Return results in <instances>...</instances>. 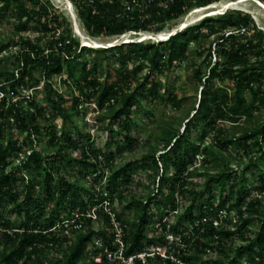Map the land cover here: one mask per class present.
<instances>
[{"label": "trees", "instance_id": "16d2710c", "mask_svg": "<svg viewBox=\"0 0 264 264\" xmlns=\"http://www.w3.org/2000/svg\"><path fill=\"white\" fill-rule=\"evenodd\" d=\"M72 1L88 36L105 38L131 31L159 33L168 24L169 30L173 31L177 27V19L194 8L219 0H150L143 5H139L141 0H128L137 4L126 15L112 13L113 8L121 6V0H92V3L86 0H82V3L79 0ZM161 1L166 2L164 6H159ZM0 2V17H6L8 13L15 16L18 32L32 29L39 33L38 42L27 39L22 43L11 67L3 64L0 57V133L7 125L15 126L27 134L31 144V151L25 155L21 165L11 169L9 156L20 152L24 142L9 138L5 146L0 144V264H35L33 259L39 261L41 253L57 248L63 249V256L50 260L48 264H79L83 257L88 256L90 244L99 235L103 236L109 248L115 249L112 217L104 205L112 202L119 192L117 188L120 180H131L137 163L132 161L115 170V154L110 143L106 151H99L91 134L75 125L72 116L67 113L65 118L74 124L76 135L66 127L61 131L50 128L48 131L53 135V149L43 153L37 148L35 135L41 132L40 120L46 114L45 109L30 96L29 107L24 104L21 96L26 86L38 88L43 83L46 89H50V99L55 108H63L61 100L64 97L53 89L51 79L55 75H67L66 80H73L76 90L80 92L73 98L74 109H78L82 96L91 99L97 94L95 104L101 110L113 102L107 117L110 122L106 128L115 132L114 126L117 125L118 132L121 135L124 133V140L130 147L135 141L131 126L135 112L140 110V89L123 92L118 81L106 82L99 89L97 56L103 54L107 59L117 56L124 65L134 59L144 60L150 67L143 83L146 85L155 71L173 67L184 60L193 42L215 34L217 37L211 42L206 56V71L196 70L202 85L198 102L192 109L195 114L187 118L183 131L174 125L164 128L162 139L166 144L162 153L156 155V151L152 150L144 156L143 167L152 170L156 178L153 190L146 199L133 198L127 205L134 215L128 223L122 222L125 254H135L152 244L168 245L165 233L168 231L181 240V244H177L178 241L170 244L169 252L186 264H264V209H256L261 203L259 196L264 194V167L254 161L257 172L253 173V181L257 185L249 188L252 183L247 175L250 166H246L240 175L235 174L231 164L236 158L230 152L243 150L245 154H250L256 151L264 161V119H256L237 132L220 127L221 123L231 122L235 128L240 124V118L253 117L255 110L264 108V31L257 26L251 13L229 9L223 14L207 15L199 22L175 31L166 40H134L109 48H94L80 45L79 39L73 37L72 29L60 8L51 5L49 0ZM42 38H48L45 46L40 44ZM9 44L0 43V55ZM116 49L118 52L113 54ZM86 56L93 57L88 62L84 59ZM214 56L223 60L214 63ZM76 62L83 63L80 69L84 73L82 78L74 66ZM126 71L125 68L122 73L125 78ZM35 72L40 77H34ZM216 79H230L234 82L232 97L222 95L220 89L214 87ZM149 93L161 102L171 100L176 106L179 104L176 97L166 99L158 91L157 83H153ZM248 94L253 96L256 104L250 103ZM119 100L120 104L116 105ZM151 114L152 110L144 112L145 116ZM213 130L217 132L215 144H206L205 140ZM194 131L199 133L196 138H192ZM226 151L229 153L226 154ZM75 152L77 154L73 155ZM197 155L202 156V163L195 168L206 167L211 162L208 166L215 170L207 175L201 188L189 186L193 183L190 178L195 169L191 167L196 164ZM171 165L175 172L169 176L167 172ZM70 167L75 170L73 174L82 178L95 174L96 182L105 176L107 169L106 190L97 192V189H93L87 192L79 182L80 178L72 181ZM31 169L37 170V177L30 175ZM19 181L21 184L16 187ZM254 191L256 198L252 196ZM176 195L190 203L174 224L162 223L163 217L169 212H179V199H176ZM165 198H170L165 205V210L167 206L169 210L163 211L160 200L162 202ZM5 199L14 202L10 212L23 214L20 223L15 224L11 218L6 217V206L3 205ZM152 204L161 212L159 220L162 233L151 237L149 225L155 214ZM46 206L52 207L47 217L44 213ZM233 210L238 219L232 225V219L222 217V214H230ZM247 213H254L256 217L246 216ZM94 215L104 218L109 225L107 231L92 228ZM116 217L121 219L118 214ZM253 221L258 223L254 236L247 239L246 243L236 245V236L242 234ZM185 222L189 223V229ZM67 223L76 233L74 241H67L69 245H65L64 238L55 231ZM84 224L90 228L86 231L78 229V225ZM213 251L217 256L205 259ZM93 252L98 253L99 249ZM163 262L161 257H157L150 259L147 264ZM85 264L96 263L90 261ZM102 264L115 263L104 260ZM165 264L175 263L166 259Z\"/></svg>", "mask_w": 264, "mask_h": 264}, {"label": "rangeland", "instance_id": "374dc122", "mask_svg": "<svg viewBox=\"0 0 264 264\" xmlns=\"http://www.w3.org/2000/svg\"><path fill=\"white\" fill-rule=\"evenodd\" d=\"M70 1L73 3V7L69 6L72 9L73 16H71L66 9V0H49L51 5L60 8L63 16L66 18V22L72 29L73 37L75 39H79L80 45H82L83 43H89L90 46L109 48L106 46H108L107 44L110 43H112V45H116L126 42L128 39L141 40V38H139V36L137 35V32L131 31L123 35L105 38L90 37L89 39L92 42L83 41L84 39H88L89 36L83 28L82 22L78 16L76 5L72 0ZM79 1H81L82 3V0ZM86 1L92 3V0ZM227 1L229 0H219L217 2L219 5H221V3ZM258 1L264 4V1ZM149 2L150 0H141V3H139V5H143ZM165 3V1H161L159 6H164ZM136 4L137 2L132 4L128 0H121V6L118 8H113L112 13L126 15L127 13H129V11H133V7ZM194 9L175 21L177 30H183L185 28H180V24L182 22L187 21L188 18L192 19L193 17H196L198 15V13H194L191 15ZM238 9L250 12L251 16L256 21L257 26L264 31V8L260 7L254 1L249 0L241 3ZM226 11H220L216 14H212V12H209L208 14L219 15L225 13ZM205 15L207 14H204L203 17ZM201 19L196 20L190 24L197 23ZM16 25V17L12 16L11 13H8L6 17H0V43H10V46L2 52L0 57L3 59V64H7L10 67L13 65V61H15L16 56L21 50V45L24 41L30 39L34 42H38L39 40L38 32L33 31L32 29L28 32H18L16 29ZM168 25L165 27L164 31H170ZM77 29H79L82 35L79 38L76 34ZM60 35H62V33ZM168 36L165 39H167ZM216 37L217 35L215 34L211 35L208 38H201L199 39V41L193 42L191 44L190 51L184 60L180 61L173 67H163L161 70L155 71L149 78V81L146 85H143V83L150 71V67L149 64L144 60L134 59L131 60L127 65H124L120 62V60H118L117 56L116 58H114V56H111L110 59L105 58L103 54H99L97 56L99 89H102L106 82L112 83L114 81H118L119 87L123 92H133L137 88L140 89L138 92V96L142 98L141 103L138 105L140 106V110L135 112L134 122L131 126V133L135 138V141L131 144L130 147L124 140V133L123 135H121L118 132L119 127L117 125L114 126V129H116L115 132H111L106 128V126L110 122L107 117L110 111V106L113 104V102L107 104L106 107L101 110L95 104V98L97 94H94L91 99L82 96V102H80V105H78V109H74L73 98L74 96L79 95L80 92L76 90L73 80H66L67 75H55L51 79L53 89H55L56 92L64 97V100H61L63 108H55L50 99V89H46L43 83L38 88H30L29 86H26L25 90L22 91L23 95L21 96V100H23L24 104L29 107V101L31 99H34L36 101V104L45 109L46 113L45 116L40 120L41 132L35 135L37 148L40 149L43 153H47L48 151L53 149V135L48 131L50 128L54 127L61 131L62 129H64V127H66L67 129H70L73 135H76L77 129L74 126L75 124L85 133L91 134L92 141H94L95 146L99 151H106L107 146L110 143V148L115 154V170L119 169L129 162L136 161L137 163L134 167L135 172H133V174L131 175V180L129 182L120 180L119 186L117 188L119 192L114 196L112 202H108L104 205V209L106 211H112V213H116V216L118 214L121 217V222L128 223V221H130L134 215L133 210L127 208L130 200L133 198L146 199L149 193L153 190V182L156 178V175L152 170L145 169L143 167V164L145 162L144 156L152 150L156 151V155L162 153V150L164 149L166 144L162 139L164 128H168L170 125H174V127L178 128L180 131H183L187 123V118L192 117L195 114L192 109L194 104L198 102V97L201 94L202 85L200 79H198L196 76V70L201 69L203 72L206 71V56L208 53V49L211 45V42H213ZM47 41L48 38H42L40 39V44L45 46L47 44ZM94 41H97L98 43L96 42L95 44L93 43ZM144 41L158 42L152 39H144ZM117 52L118 50L116 49L113 50L112 53L114 54ZM92 57L93 56H86L84 59L89 62ZM222 60L223 58H216L215 56L213 57L214 63L216 61ZM82 64V62H76V64H74V66L78 70V75L80 78L84 77L83 71L80 70ZM125 68L127 69L126 78L123 77L122 74ZM33 76L36 78L40 77L38 72H35ZM153 83L158 84V91L164 94L166 99H169V97L171 96L176 97L179 101V104L176 106L171 102V100L161 102L158 99H155L149 93V88L152 87ZM214 87L219 88L222 95H229L231 97L234 94L235 90L234 82L230 79H216ZM29 96L31 97V99H29ZM247 99L251 104L257 103L253 99V96L251 94L247 95ZM119 104L120 100L118 101V103H116V105ZM150 110L153 111V114H151L150 116H145L144 112H148ZM66 113L72 116L71 120L74 124L71 123V120H66ZM256 119H264V108H262L261 110H255V115L253 117L240 118V124L235 128L232 127L231 122L221 123L220 127H224L231 132H237L239 130H242V128H245L254 123ZM198 134L199 133L197 131H194L192 138H196ZM216 134V130L211 131V133L205 140L206 144H215ZM9 138H14L20 142H24L23 148L20 152L12 153L9 156V169H11L12 167H18L21 165V163L25 159V155L27 153H30L31 151V144L27 137V134L16 129L15 126L12 127L7 125V127L2 130V132L0 133V144L5 146ZM230 152L232 153V157L236 158L231 164L234 169V173L240 175L243 169H245V167L249 165L250 168L247 171V175L251 178L252 183L248 187L251 188L256 186L257 182L253 181V173L257 172V167L254 161L257 162V165H261L262 167H264V161L260 158V154H258V152L256 151L250 154H245L243 150L239 152ZM228 153L229 151H226V154ZM76 154V152L73 153V155ZM196 158V164L191 167V169H195L194 174L190 178L193 183L189 186H197L198 188H201L204 182L207 180V175L209 173L211 174L215 172V170L209 168L208 165H211V162H208L206 167L204 166L202 168H195L200 163H202V156L197 155ZM106 171L107 173L105 174V176L101 180L96 182L94 180L95 174H91L87 178H82L78 175L73 174L75 173V170L70 167V177L72 181H77L78 178H80L79 182L87 189V192L88 190L93 189H97L96 191L98 192L101 189L106 190V187L108 186V170L106 169ZM36 172L37 170L31 169L30 175L33 177H37ZM174 172L175 168L171 165L167 173L170 176ZM36 180H39V176L38 178H36ZM20 184L21 183L19 181L15 184V186L18 187L20 186ZM252 196L253 198H256V191L252 193ZM175 197L177 200L179 199V212H169L168 215H165L163 217L162 223H167L168 225L174 224L178 219L180 213H182L190 203L188 200L182 199L177 195ZM259 198L261 199V203L256 207L257 210L264 209V194L260 195ZM169 200L170 198L162 199V202L160 200V206L163 211L169 210V206H167V209L165 210V205ZM216 203H218V200H216ZM3 205L6 206V217L8 216L9 218H11L15 222V224L20 223L23 219V214L19 215L16 212H10L11 207L14 205V202L10 201L9 199H5L3 201ZM51 208V206H46V208H44L46 217L50 214ZM152 208L155 214H153L152 222L149 225V235L151 237L161 235L162 233L161 223L159 220L161 217V212L156 210V206L154 204H152ZM225 214L226 213L222 214V217L227 216V218L232 219V225L235 224L238 219L236 211L233 210L230 214ZM246 216L256 217V214L247 213ZM220 221L221 219H219V222ZM67 222L69 221L67 220ZM67 224L63 226L61 225L57 227V229H55V231L59 232V234L64 238L65 245L70 244V242H67L69 239H72V241H74L76 238V233L73 232L72 226L69 225V223ZM185 225L186 227H188V229L190 228L188 222H185ZM89 228V225L84 224L80 227V230L86 231ZM92 228L97 231H107L109 229V225L105 223L102 216L96 215L93 218ZM257 230V221L251 222L248 228H246V230L243 231L242 234L236 236L234 243L236 245L246 243L247 239L253 237L254 232ZM1 236L2 226L0 225V238ZM96 239H103V236L99 235ZM62 256L63 249H50L40 254L39 261H36V259H33V261L35 264H48L50 260L58 259ZM216 256L217 253L213 251L208 257H205V259H213ZM90 260V256L88 255L86 257H83L79 261V264L88 263L90 262Z\"/></svg>", "mask_w": 264, "mask_h": 264}, {"label": "built area", "instance_id": "2783aa9c", "mask_svg": "<svg viewBox=\"0 0 264 264\" xmlns=\"http://www.w3.org/2000/svg\"><path fill=\"white\" fill-rule=\"evenodd\" d=\"M111 213V223L113 225L112 233H114V242L113 244L116 246L115 249L109 248L103 239H96V245L101 250L98 252L99 254L94 255V260L97 263L102 264L104 260L115 264H136L137 262H141L142 264H147L150 258L161 257L165 262L166 259H171V261L175 264H186L179 257L174 256L171 252H169L170 244L175 241H178L177 244H181L180 237L175 236L173 233L166 231V238L168 240V245L161 244H152L146 246L142 251H139L135 254L126 255L125 249L126 244L123 241V229L122 222L117 219L116 214ZM96 216V215H94ZM93 216V217H94ZM217 223V222H216ZM81 227V225H78ZM162 229V228H161Z\"/></svg>", "mask_w": 264, "mask_h": 264}, {"label": "bare ground", "instance_id": "6f19581e", "mask_svg": "<svg viewBox=\"0 0 264 264\" xmlns=\"http://www.w3.org/2000/svg\"><path fill=\"white\" fill-rule=\"evenodd\" d=\"M246 1H249V0H229L227 2L221 3V5H219L218 2H215L207 6L197 7L192 11L191 15L194 13H198V15L196 17H193L192 19L188 18L187 21L182 22L183 24L182 23L180 24V28L187 27L188 25H190V23H193L194 21L203 18L204 14H208L209 12H212V14H216L220 11H226L229 9L238 8L241 3L246 2ZM251 1H257V0H251ZM259 4L262 8H264V4H262L261 2H259ZM69 6L73 7L71 4H69ZM69 8L70 7H67V10L72 11V9L71 8L69 9ZM77 31L80 32L79 29H77ZM168 33H171V31H162L159 33L141 32L140 34H137V35L142 36L141 40L152 39L154 41H160V40H165V38L169 35ZM83 41L92 42L89 38L86 40L84 39ZM96 42L94 41L93 43L96 44Z\"/></svg>", "mask_w": 264, "mask_h": 264}, {"label": "clouds", "instance_id": "9594fccd", "mask_svg": "<svg viewBox=\"0 0 264 264\" xmlns=\"http://www.w3.org/2000/svg\"><path fill=\"white\" fill-rule=\"evenodd\" d=\"M258 1V0H257ZM256 4H258L256 1H254ZM66 9H67V7H69V4H71L72 6H73V3L70 1V0H66ZM260 6V5H259ZM261 7V6H260ZM70 9V8H69ZM234 9V8H233ZM236 9V8H235ZM238 9V8H237ZM69 13H70V15L71 16H73V13H72V11L71 10H67ZM248 12V11H247ZM250 13V12H249ZM175 31H177V29H175V30H173V31H171V33H169V36H168V38L172 35V34H174L175 33ZM76 32V31H75ZM141 32H137V34H140ZM76 34H77V36H78V38L80 37V36H82L81 35V33L80 32H76ZM88 38H90V37H88ZM139 38H142V36H139ZM167 38V39H168ZM129 40H132V41H134V39H129ZM166 40V39H165ZM132 41H130V42H132ZM136 41H144V40H136ZM160 41H162V40H160ZM127 42V41H126ZM84 44V43H83ZM89 44V43H88ZM111 44V45H110ZM110 44H107V45H109V46H106V47H111V46H113L112 45V43H110ZM85 46H87V45H85ZM90 47H94V48H100V47H95V46H90ZM78 229H80V227L78 226ZM96 238H98V237H95V239H94V241L90 244V246H89V256H90V261H94L95 262V260H94V255H96V254H99V253H94L93 252V250H97V249H99V252H100V248L99 247H97V245H96ZM103 241H105L104 240V238H103ZM150 259H155V258H150ZM96 264H100V263H97V262H95ZM163 263H165V262H163Z\"/></svg>", "mask_w": 264, "mask_h": 264}]
</instances>
